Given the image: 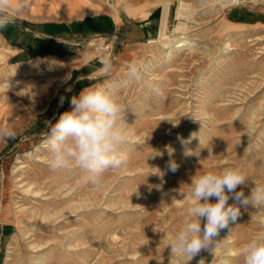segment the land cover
Listing matches in <instances>:
<instances>
[{
  "label": "rangeland",
  "instance_id": "1",
  "mask_svg": "<svg viewBox=\"0 0 264 264\" xmlns=\"http://www.w3.org/2000/svg\"><path fill=\"white\" fill-rule=\"evenodd\" d=\"M199 1L27 0V7H19L13 0L16 23L0 31V129L14 133L0 135V215L12 212V221L0 222V264H6L15 236L21 239L24 264L32 255L22 236L24 225L14 217L22 199L18 181L24 177L56 190L64 186L73 211L57 236L44 233L55 253L47 264H181L167 243L185 221L189 199L183 193L192 176L238 167L248 182L237 191L247 195L252 187L264 186V0H245L224 13L200 7ZM74 2L80 8L68 11L66 5ZM180 2L198 12L188 34L195 46L166 57L160 43L149 44L158 35L149 38L147 32L158 18L159 33L167 5L172 24ZM100 16L110 18L111 30L43 31L46 25ZM176 35L184 36L182 31ZM256 36L262 40L253 41ZM40 38L54 40L57 53L31 57L20 46ZM105 57L113 67L102 75ZM132 61L145 65L144 77L125 83ZM154 83L160 95L151 90ZM99 86L114 90L126 107L127 165L106 172L99 190L78 169L58 184L55 180L66 174L47 163V122L54 124L69 110L82 89ZM170 160L178 165L174 173L168 170ZM230 228L231 233L221 231L215 255L202 250L189 264L201 259L243 264L239 251L264 229V208L242 209Z\"/></svg>",
  "mask_w": 264,
  "mask_h": 264
},
{
  "label": "clouds",
  "instance_id": "2",
  "mask_svg": "<svg viewBox=\"0 0 264 264\" xmlns=\"http://www.w3.org/2000/svg\"><path fill=\"white\" fill-rule=\"evenodd\" d=\"M16 5L27 7V0H16ZM13 9V0H0V31L16 23ZM112 67L111 58L105 57L99 72L107 75ZM144 72L142 62H130L125 83L142 81ZM150 88L156 95L161 94L158 83L151 84ZM125 110L110 88H84L74 95L70 109L60 114L54 124L47 122L50 131L43 133L50 169H78L84 173L86 182L101 189L104 174L119 170L128 162L125 145L131 132L125 121ZM0 135L11 138L14 133L0 129ZM177 169L175 161L170 160L168 170L174 173ZM247 182V176L238 167L192 176L187 192L183 193L189 199L185 221L168 239L171 256H178L181 264H189L202 250L215 255L221 231L228 229L231 233L230 224L237 222L242 209L264 208V186L252 187L247 195L243 190L237 191ZM230 199L233 203H229ZM239 255L243 264H264V229L255 233L240 249ZM198 264H205V261L201 259Z\"/></svg>",
  "mask_w": 264,
  "mask_h": 264
},
{
  "label": "bare ground",
  "instance_id": "3",
  "mask_svg": "<svg viewBox=\"0 0 264 264\" xmlns=\"http://www.w3.org/2000/svg\"><path fill=\"white\" fill-rule=\"evenodd\" d=\"M244 1L245 0H211V1L200 0L198 4L200 7L210 9V11H221L224 13L226 9H229L233 6L241 5L244 3ZM65 8L68 11H70L72 9L80 8V4L78 2H74L70 6L66 5ZM164 9L165 10H164V14L162 13L163 17L161 18V25H160L158 37L151 39L149 41V44L160 43L165 52L166 57L172 56L173 51L178 50L184 46L194 47L195 43L189 42L188 34L189 32L194 31L191 28L190 23L191 21L194 20L193 17L194 14H197L198 12L196 10L194 11L191 10L190 4L180 2L179 6L175 10L174 22L171 24L169 21V19L171 18V17L169 18V9H170L169 5H167ZM202 14L204 13H201L199 15ZM178 31H182L184 36H180V37L177 36L176 34ZM252 40L260 41L262 40V37L256 36ZM229 45L230 44H228V46ZM38 158L39 160H42L41 157ZM65 174L66 176L63 177L64 179H60L59 182L57 179L55 180V182L61 184L62 182L67 180L69 178V177L67 178V176H70L72 173L71 171H65ZM26 180H28V178L24 177L19 179L18 181L20 183V188L22 190V192L20 193L22 194V199L20 201L21 204L18 206L19 211H16V213H14L15 214L14 217L16 218V221L19 224L24 225V230H22V236L23 239L27 241L26 245L29 247L30 253L33 255L29 257L30 258L29 264H47L48 261H50L49 259L52 257L50 253H53V249L52 248L50 249V247H52L53 244H49V241L44 239V233L47 232L48 230L51 234L57 236L56 233L58 228H60L61 226L60 224H64L63 223L64 220H66L67 217L73 211L71 210V205L68 204L69 202V199L67 197L68 193L65 194L64 192H62L64 186L61 188L57 187L58 189L56 190V187L52 189L49 186L45 185V183L40 182L37 179L34 181L30 180V182H26ZM20 202H18V204ZM0 204L2 206L1 200H0ZM84 206L83 203H81L80 208H85ZM19 216L22 218V220H20L21 218L20 219L18 218ZM11 219H12V212L10 210H7L2 216L0 215V222L2 220L5 222L7 221L9 222L12 221ZM25 219L27 220L25 221ZM36 230H39L41 234L37 233ZM57 241L59 240L57 239ZM73 246L75 245L73 244ZM21 247H22L21 239L18 236H15V238L10 243V247L8 248L9 255L6 264H24L23 252ZM212 255H214V253ZM195 263L198 264V261L195 260Z\"/></svg>",
  "mask_w": 264,
  "mask_h": 264
},
{
  "label": "trees",
  "instance_id": "4",
  "mask_svg": "<svg viewBox=\"0 0 264 264\" xmlns=\"http://www.w3.org/2000/svg\"><path fill=\"white\" fill-rule=\"evenodd\" d=\"M113 24L110 18L105 16L87 18L81 22L73 23L71 25H46L43 26V31L47 34H58V35H67L74 33H96L102 32L105 30H111ZM9 38V35H7ZM10 40V38H9ZM55 41L52 39H36L31 40L27 44H21V47H24L25 52H27L31 57L44 56L56 54L55 50Z\"/></svg>",
  "mask_w": 264,
  "mask_h": 264
},
{
  "label": "water",
  "instance_id": "5",
  "mask_svg": "<svg viewBox=\"0 0 264 264\" xmlns=\"http://www.w3.org/2000/svg\"><path fill=\"white\" fill-rule=\"evenodd\" d=\"M160 20L158 18H155L151 20V25L154 28L153 31H148L147 36L149 38L156 37L158 35V26H159Z\"/></svg>",
  "mask_w": 264,
  "mask_h": 264
}]
</instances>
